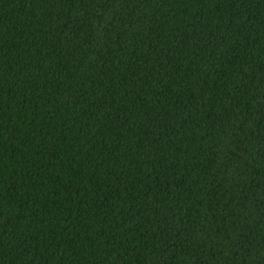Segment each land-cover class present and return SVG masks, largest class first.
<instances>
[{
  "label": "trees",
  "instance_id": "obj_1",
  "mask_svg": "<svg viewBox=\"0 0 264 264\" xmlns=\"http://www.w3.org/2000/svg\"><path fill=\"white\" fill-rule=\"evenodd\" d=\"M0 264H264V0H0Z\"/></svg>",
  "mask_w": 264,
  "mask_h": 264
}]
</instances>
